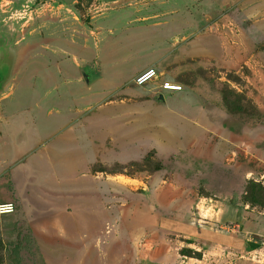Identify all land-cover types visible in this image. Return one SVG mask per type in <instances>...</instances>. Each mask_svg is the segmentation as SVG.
Instances as JSON below:
<instances>
[{
    "label": "rangeland",
    "instance_id": "374dc122",
    "mask_svg": "<svg viewBox=\"0 0 264 264\" xmlns=\"http://www.w3.org/2000/svg\"><path fill=\"white\" fill-rule=\"evenodd\" d=\"M0 86V264H262L264 0H0Z\"/></svg>",
    "mask_w": 264,
    "mask_h": 264
},
{
    "label": "crops",
    "instance_id": "0c3cea01",
    "mask_svg": "<svg viewBox=\"0 0 264 264\" xmlns=\"http://www.w3.org/2000/svg\"><path fill=\"white\" fill-rule=\"evenodd\" d=\"M142 70H144V69H142ZM142 70H140V71H142ZM139 71V72H140ZM139 72H137V73H139ZM163 81H169V80H163ZM162 81H160V82H158V84L154 87V89H155V92L156 93H159L158 95H162V93L164 92V91H160L159 90V88H158V86H159V84L161 83ZM165 93V92H164ZM165 94H167V93H165ZM167 95H169V94H167ZM170 97V96H169ZM167 98V97H166ZM168 100H166V104H167V107H168V111L170 112V114L171 115H176L178 112H183V111H185L186 112V108H188L190 105L192 106V107H194V109L196 108L197 109V112H198V114H196V115H192V117L191 116H189L188 114L186 115V116H182V117H184V118H182V119H185L186 120V122H193V123H198L200 126H202L201 124H202V122H205L206 121V114H205V112L203 111V110H201V111H198V108L199 107H197L196 106V104L194 103H190V102H187L186 104H185V101L184 100H182V101H172V100H169V98H167ZM164 100V98H163V95H162V100L161 101H163ZM190 104V105H189ZM188 105V106H187ZM177 106V107H176ZM179 106V107H178ZM195 109V110H196ZM178 110H180V111H178ZM194 116H196V117H194ZM59 154H62V152H58ZM57 154V153H56ZM59 154H58V156H59ZM57 156V157H58ZM56 157V158H57ZM57 165H59V171H66V170H68V169H70V165L68 164L67 165V163H56ZM72 168V167H71ZM60 195L61 196H63L62 194H61V192H60ZM72 203H74V201L72 200V201H70V199H69V201L68 200H65V198H63V201H61L60 202V205H61V207H64V206H68L69 204H72ZM56 209V208H55ZM198 233L200 234V235H203V233L201 234V232H199L198 231ZM215 234H213L212 232H210V231H205V233H204V237L205 238H210V236H214ZM203 237V236H202ZM203 237V238H204ZM216 238V237H215ZM226 241H229V244H230V241H231V238L229 239V238H227L226 239ZM221 245L220 244H218L216 241H214V240H212V241H209L208 243H207V249L205 250V251H203V253H202V259L201 260H199L198 261V263L199 262H202L203 261V259H205V257H208V255L206 254L208 251H211V249H213L214 250V248L215 247H220ZM225 249H227V248H225ZM231 249V248H230ZM219 263V259L218 258H216L215 256H213L212 257V259H210L209 260V262H208V264H218ZM261 263L262 264H264V258H262V261H261ZM183 264H191V263H188V262H185V261H183ZM193 264V263H192Z\"/></svg>",
    "mask_w": 264,
    "mask_h": 264
},
{
    "label": "built area",
    "instance_id": "2783aa9c",
    "mask_svg": "<svg viewBox=\"0 0 264 264\" xmlns=\"http://www.w3.org/2000/svg\"><path fill=\"white\" fill-rule=\"evenodd\" d=\"M157 78L156 72L153 68H145L135 75L132 82L135 86H144L151 83ZM160 91L164 92H180L182 85L173 81H162L158 86ZM15 206L12 202L0 201V215H8L14 212Z\"/></svg>",
    "mask_w": 264,
    "mask_h": 264
},
{
    "label": "water",
    "instance_id": "95a60500",
    "mask_svg": "<svg viewBox=\"0 0 264 264\" xmlns=\"http://www.w3.org/2000/svg\"><path fill=\"white\" fill-rule=\"evenodd\" d=\"M82 76H83L85 82H88V78H87V76L84 74V72L82 73ZM0 88H1V86H0ZM156 100H158V101H159V100H162V95H158L157 98H156ZM156 219H157V217H156L154 214H146V215L144 216V221H145L146 223H148V224L155 225V224L157 223Z\"/></svg>",
    "mask_w": 264,
    "mask_h": 264
},
{
    "label": "trees",
    "instance_id": "16d2710c",
    "mask_svg": "<svg viewBox=\"0 0 264 264\" xmlns=\"http://www.w3.org/2000/svg\"><path fill=\"white\" fill-rule=\"evenodd\" d=\"M219 239V238H218ZM217 239V240H218ZM230 239V238H229ZM219 241V240H218ZM218 241H216V242H218ZM226 241V240H225ZM226 244H228V245H231V244H233L232 246H237V247H239V245L237 244V241L235 240V238L234 239H232L231 241H230V244H229V241H227V243ZM183 255V254H182Z\"/></svg>",
    "mask_w": 264,
    "mask_h": 264
},
{
    "label": "bare ground",
    "instance_id": "6f19581e",
    "mask_svg": "<svg viewBox=\"0 0 264 264\" xmlns=\"http://www.w3.org/2000/svg\"><path fill=\"white\" fill-rule=\"evenodd\" d=\"M6 188V187H5ZM10 198V197H9ZM5 234V233H4Z\"/></svg>",
    "mask_w": 264,
    "mask_h": 264
}]
</instances>
